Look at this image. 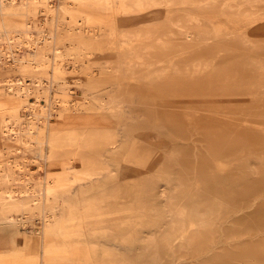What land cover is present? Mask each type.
<instances>
[{
    "label": "rangeland",
    "instance_id": "374dc122",
    "mask_svg": "<svg viewBox=\"0 0 264 264\" xmlns=\"http://www.w3.org/2000/svg\"><path fill=\"white\" fill-rule=\"evenodd\" d=\"M2 5L0 225L42 241L27 264H264V0Z\"/></svg>",
    "mask_w": 264,
    "mask_h": 264
},
{
    "label": "bare ground",
    "instance_id": "6f19581e",
    "mask_svg": "<svg viewBox=\"0 0 264 264\" xmlns=\"http://www.w3.org/2000/svg\"><path fill=\"white\" fill-rule=\"evenodd\" d=\"M5 1L6 0H0V3H1V5L2 4H4L5 3ZM128 1V0H127ZM133 1V0H132ZM124 4H125V2H124ZM3 6V5H2ZM68 7V6H67ZM130 7V6H129ZM62 8V7H61ZM132 8V7H131ZM131 12V11H130ZM51 13V12H50ZM255 13V10H250V12L248 13V16H251L252 14H254ZM250 19H252V18H250ZM45 60V59H44ZM176 74V73H175ZM29 103V102H28ZM58 105V104H57ZM33 106H35V104L34 103H32V107ZM127 114V113H126ZM117 116H118V114H117ZM49 117V116H48ZM120 117V116H119ZM124 117V116H123ZM129 117V116H128ZM51 120V119H50ZM60 120H58L57 122H56V124L59 122ZM201 121V120H200ZM203 125V124H202ZM61 126H65L64 125V123L61 125ZM60 126V127H61ZM199 127H201V126H199ZM200 129V128H199ZM202 129V128H201ZM206 129H207V127H206ZM203 130V129H202ZM8 132H9V134H11V135H14L15 136V138H17V139H20V135H21V132L22 131H18V130H16V129H10V128H8V130H7ZM111 132V131H110ZM209 132V131H208ZM2 133V132H1ZM5 134H6V132H4ZM3 134V133H2ZM112 135V134H111ZM114 135V134H113ZM112 135V136H113ZM124 135V134H123ZM122 135V136H123ZM73 136V135H72ZM115 136V135H114ZM77 137V136H76ZM115 137H118V136H115ZM121 137V136H120ZM71 138H73L72 140H75V137H71ZM112 138V137H111ZM122 138V137H121ZM121 138H115L114 140H113V142L110 144V146H111V148L110 149H112V151L114 150V149H118V148H120L122 145H123V142H126V141H124L123 139H121ZM9 139V138H8ZM110 139V138H109ZM128 140V139H127ZM107 141H108V139H107ZM5 142V141H4ZM109 142V141H108ZM106 147V146H105ZM79 148V147H78ZM107 148V147H106ZM103 149H104V147H103ZM109 149V148H108ZM102 151V150H101ZM106 151V150H105ZM121 151V150H120ZM126 151V150H125ZM107 152V151H106ZM104 154V153H103ZM127 154V153H126ZM9 156V155H8ZM44 156V155H43ZM37 157H39V158H42V151L41 152H38V156ZM46 157V156H45ZM49 159H54L55 158V155H51L50 157H48ZM100 158H101V156H100ZM101 159H104V158H101ZM106 159V158H105ZM107 165V164H106ZM104 167H107V166H104ZM103 167V168H104ZM109 167V166H108ZM107 167V168H108ZM110 168V167H109ZM108 168V169H109ZM92 170V169H91ZM93 170H95V169H93ZM103 170V169H102ZM74 171V170H73ZM75 171L76 172H78V170H77V168L75 169ZM89 172H91L90 170H88ZM54 179L56 180V181H58V182H64L68 177H67V173H66V171L65 170H54ZM104 172V171H103ZM85 173V172H84ZM107 173V172H106ZM105 173V174H106ZM76 174V173H75ZM83 176H85V175H83ZM107 176V175H106ZM78 179V178H77ZM89 179V178H88ZM79 180H85V179H79ZM98 180H99V178H98ZM73 181V180H72ZM55 182V181H54ZM75 182V181H74ZM79 182V181H78ZM71 183H73V182H71ZM76 183V182H75ZM78 184H81V183H78ZM179 184V183H178ZM83 185V184H82ZM66 187L67 185H62V187ZM72 187V186H71ZM68 188V187H67ZM87 188V187H86ZM90 189L92 188V187H89ZM93 188H96L95 186L93 187ZM47 189V188H46ZM70 189V188H69ZM100 189H102L101 187H100ZM72 190V189H71ZM93 190V189H92ZM83 191H85V189H83ZM58 192V191H57ZM85 193V192H84ZM35 194V193H34ZM69 194H72V193H69ZM69 194H67L68 196L65 198V201H68V200H71L72 201V199H74V198H76V196H74L73 194L72 195H69ZM163 196H164V194H162ZM168 203V202H167ZM164 204V203H163ZM184 208V207H183ZM197 208V207H196ZM184 210V209H183ZM198 211V210H197ZM185 212V211H184ZM178 213V212H177ZM182 213V212H181ZM46 217V224H51V222H52V220L54 219V216H50V215H47V216H45ZM181 217V216H180ZM183 219V218H182ZM181 219V220H182ZM191 220V219H190ZM192 220H194V219H192ZM191 220V221H192ZM7 222V221H6ZM8 222H9V225H16L17 227H19L18 228V231H17V242H18V245H19V247H23V245H24V242H25V240L27 239L28 240V234H26V228H27V221L26 220H21L20 222L19 221H17L16 219H14V218H10L9 220H8ZM183 222V221H182ZM202 223V222H201ZM204 223V222H203ZM201 224V225H204V224ZM6 224V223H5ZM45 224V223H44ZM190 224V223H189ZM43 225V224H42ZM172 225H174L173 223H172ZM191 225V224H190ZM195 225V224H194ZM12 227V226H11ZM192 227V226H191ZM190 227V228H191ZM16 228V227H15ZM189 228V227H188ZM7 229V228H6ZM9 229V228H8ZM43 230V229H42ZM180 234V233H179ZM184 234V233H183ZM178 236V235H177ZM173 237V236H172ZM149 238V237H148ZM151 238V237H150ZM181 238V237H180ZM185 238V237H184ZM31 239V238H30ZM171 239V238H170ZM175 239H176V237H175ZM150 240V239H149ZM181 240H183V238H181ZM181 240H179V241H181ZM151 241V240H150ZM177 241H178V239H177ZM41 240L39 239V238H37V239H31V243H32V246H31V253H36L38 250H39V247L41 246ZM145 242V241H144ZM154 242H155V239H154ZM153 242V243H154ZM167 242V241H166ZM173 242H175V241H173ZM169 243V242H168ZM150 245L152 244V243H149ZM167 244V243H166ZM166 244H165V248H167V246H166ZM174 244V243H173ZM149 245V246H150ZM153 245V244H152ZM163 245V244H162ZM147 245H146V243H145V247H146ZM172 246V245H171ZM144 247V248H145ZM151 247V246H150ZM149 247V248H150ZM147 248V247H146ZM156 248V247H155ZM159 248V247H158ZM52 249V248H51ZM155 250V249H154ZM158 250V249H157ZM160 250V249H159ZM23 251V250H22ZM160 251H162V250H160ZM152 252H153V250H152ZM156 252V251H155ZM155 252H153V253H155ZM166 252V251H165ZM169 252V251H168ZM159 253V252H158ZM165 255V254H164ZM159 256V255H158ZM168 256V255H167ZM154 257V256H153ZM166 257V256H165ZM160 258L162 259L163 257H161L160 256ZM156 259H157V257H156ZM157 261V260H156ZM159 261V260H158ZM168 264V263H167Z\"/></svg>",
    "mask_w": 264,
    "mask_h": 264
},
{
    "label": "crops",
    "instance_id": "0c3cea01",
    "mask_svg": "<svg viewBox=\"0 0 264 264\" xmlns=\"http://www.w3.org/2000/svg\"><path fill=\"white\" fill-rule=\"evenodd\" d=\"M5 91L8 93L7 87H4L0 83V145H1V121L4 108L9 103V100L5 98ZM9 95V94H8ZM7 228V229H6ZM12 234L8 230V227H3L0 225V264H22L21 261H24L27 264V259H29V254L31 253V236H28V240L26 239L23 247L12 249ZM17 237V236H16ZM15 237H13L14 239ZM17 241V238H15ZM15 244V241H14ZM16 245V244H15ZM23 250V251H22ZM21 254L24 256V259L16 260V255Z\"/></svg>",
    "mask_w": 264,
    "mask_h": 264
}]
</instances>
